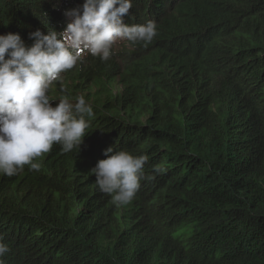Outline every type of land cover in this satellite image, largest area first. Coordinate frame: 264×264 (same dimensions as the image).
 Instances as JSON below:
<instances>
[{
    "label": "trees",
    "instance_id": "obj_1",
    "mask_svg": "<svg viewBox=\"0 0 264 264\" xmlns=\"http://www.w3.org/2000/svg\"><path fill=\"white\" fill-rule=\"evenodd\" d=\"M85 2L0 0V36L30 48ZM129 2L125 24L158 35L54 85L51 106L83 96L91 127L39 172L0 174V264H264V0ZM109 148L147 157L127 207L91 175Z\"/></svg>",
    "mask_w": 264,
    "mask_h": 264
},
{
    "label": "clouds",
    "instance_id": "obj_2",
    "mask_svg": "<svg viewBox=\"0 0 264 264\" xmlns=\"http://www.w3.org/2000/svg\"><path fill=\"white\" fill-rule=\"evenodd\" d=\"M133 4L129 0H86L82 9L66 11V29L31 35L35 44L27 47L19 35L0 36V174L13 178L25 168L39 172L35 161L50 154L54 146L66 155L80 150L93 117L83 96L59 98L53 108L49 93L62 84L65 74L85 62L87 56L108 62L121 43L150 45L157 37V24L128 26L124 22ZM82 13V15H81ZM62 91H67L62 89ZM91 175L100 191L112 196L117 207L131 205L140 189L147 157H133L121 151L105 153ZM160 174L161 168L152 169ZM149 181L153 176L147 177ZM10 249L0 243V257Z\"/></svg>",
    "mask_w": 264,
    "mask_h": 264
},
{
    "label": "rangeland",
    "instance_id": "obj_3",
    "mask_svg": "<svg viewBox=\"0 0 264 264\" xmlns=\"http://www.w3.org/2000/svg\"><path fill=\"white\" fill-rule=\"evenodd\" d=\"M115 49H117V48H115Z\"/></svg>",
    "mask_w": 264,
    "mask_h": 264
}]
</instances>
